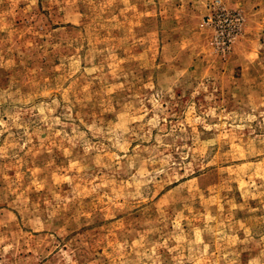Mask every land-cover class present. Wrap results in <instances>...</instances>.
<instances>
[{
  "label": "rangeland",
  "instance_id": "374dc122",
  "mask_svg": "<svg viewBox=\"0 0 264 264\" xmlns=\"http://www.w3.org/2000/svg\"><path fill=\"white\" fill-rule=\"evenodd\" d=\"M0 264H264V0H0Z\"/></svg>",
  "mask_w": 264,
  "mask_h": 264
}]
</instances>
